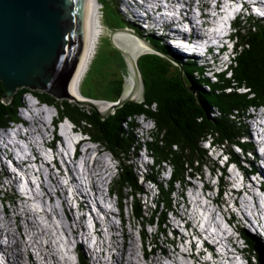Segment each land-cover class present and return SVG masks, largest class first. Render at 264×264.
<instances>
[{"label":"trees","instance_id":"obj_1","mask_svg":"<svg viewBox=\"0 0 264 264\" xmlns=\"http://www.w3.org/2000/svg\"><path fill=\"white\" fill-rule=\"evenodd\" d=\"M113 8L118 18L117 22L126 26L118 8ZM245 23L249 25L242 27V20L236 22L237 35L234 38L238 43L236 50L238 52L236 62L232 65L233 79L230 78L231 76L221 75L220 81L216 83L204 76L198 75L196 78L193 72L200 73L201 67H197L192 62L190 64L184 63L186 82L195 90V93H192L184 85H181L180 81L173 80L166 83L160 81L163 76L167 77V70L164 69L166 68L165 64L160 59L147 60L144 58L140 62V67L144 75L145 100L142 103H125L106 119H101L97 112L92 109L80 107L66 100L58 101L45 91L32 90L27 87L19 88L12 101L5 103L3 100L4 88L0 82V128L12 121L20 120L18 108L22 105L23 95L26 92H31L42 102L55 106L61 118L69 117L89 137L118 159L120 171L118 179L113 185V190L119 194L122 207H131L137 223L147 221L141 201L136 197L142 187L139 184L134 166L130 163L133 155L136 154L137 147L131 129L133 127L131 124L135 121L133 116L144 113L155 122L156 129L151 133L152 139L147 143V146L152 152L156 164H159L158 166L163 163L172 164L174 182H186L188 175L192 174V170L203 171L208 161V155L200 141L207 135L214 136L216 143H221L222 146L227 147L237 161H239V156L233 150L232 144L237 143L245 150L251 147L249 144L240 142V138L245 132L247 133V130L244 128L240 132L236 127L238 123H241V115L249 107L253 105L264 106V23L251 18H246ZM138 33L141 35L140 32ZM146 38L160 50L173 55L177 60H181L179 55L173 54L174 52L169 46L164 43L159 44L157 38L153 36ZM91 61L93 62L92 59ZM92 62L81 81L80 90L84 97L97 99L109 90L104 85L106 74L102 75L103 81L101 83L97 82V90H87L86 87L90 86L91 83L90 77L102 74L93 71ZM155 71L159 73L160 78L159 75L157 77L156 74L152 73ZM156 78L159 83L153 82ZM122 91L123 86L117 92H108L107 97L101 99L112 103L117 102ZM153 102L157 104L155 110L148 105ZM146 105L149 109L145 107ZM236 132L239 133V138L235 137ZM155 169H151L150 178L157 181L158 172ZM170 185L172 189L173 182ZM126 189L132 191L133 200L130 201L132 206L125 203L126 200H129L125 195ZM171 189L167 190L161 186L160 197L168 209L173 207V190ZM6 198L7 200L13 199L10 196ZM160 217L165 218V214L156 211L152 217V222ZM160 227H162L161 224ZM241 233L249 244L247 250L249 258H257V264H261L259 249H264V239L260 241L261 239L253 238L244 229L241 230Z\"/></svg>","mask_w":264,"mask_h":264},{"label":"clouds","instance_id":"obj_2","mask_svg":"<svg viewBox=\"0 0 264 264\" xmlns=\"http://www.w3.org/2000/svg\"><path fill=\"white\" fill-rule=\"evenodd\" d=\"M111 1L112 0H108V2H111ZM137 1H140V2H137ZM187 1H190V0H163V4L159 3L163 8L169 7L171 9H174V11H176L177 9H182L181 16H182V18L185 17L186 21L189 18H191V17H195L196 18V20H194L193 22H190L189 24L187 23V25H188V26L186 25L187 30L184 31L183 34L180 33V32H176L173 28H171L170 29V33H169V34H172V36L170 37L171 38L170 41L165 39V37L163 36V33L160 32V31H162L161 29H163V28H152L153 32L151 34V36H153L155 38L157 36H159L163 40H165V42H163V43L171 48V50L174 52L173 54L180 56L179 58H181V60H177L173 55L170 54L171 58H173L174 62L178 66H180L179 65L180 63H182L181 65H183L184 63L190 64V62L194 63V61H196V58H197V56H196L197 47L187 46L186 45V44H189L190 42H192V39L189 38V35H192L193 33H195V34H199V36H201V37H205L206 36L205 34L203 35V33L200 34L199 33L200 30L197 29V27L199 26V23L201 22V20H200L201 12H202L201 8H199V6L191 7V6H189L187 4ZM120 2H122V6H123L124 10L123 11H119L118 10V11H119L120 15L122 16L125 25L127 26L125 28H129V29L135 30L136 32L138 31L142 35V33H144V29H142L137 24V22H135V20H136L135 12L137 11L136 10L137 7L141 8V9L144 7V5H145L144 2L145 1L144 0H120ZM114 4H115V1H114ZM150 4L156 5V3L154 1L150 2ZM100 5H102V4H100ZM146 5H148V4L146 3ZM237 6H238V4H237ZM221 9H223V8H221ZM212 10H213V8L210 7V13L212 12ZM262 16L263 15L261 14L260 11H256L255 12V18L256 19L260 20ZM99 17H101L100 19H102V17H103L102 13H100ZM229 18L231 19L232 17L229 15ZM100 22L102 23V25L100 24L99 26L100 27L104 26L103 25V19L100 20ZM236 22L237 21H235L234 19L231 20V23L227 21V24H225L224 29L219 31L221 36H224L225 34H227L228 31H230L231 38H234L235 35H236V29H237ZM245 22L246 21H242L243 24ZM217 26L218 25H216V23L211 24V27H217ZM212 29L215 30V28H212ZM213 34L214 33H212V35ZM212 35H208V38L212 37ZM100 37H98V38L100 39ZM144 37L146 38V36H144ZM235 38H234L233 45H230V49H231L230 52H231V55H232V57H231L232 58V62L230 63V68L228 70L224 69V70L221 71V67L223 66L222 62L220 61V59H217L215 56L209 54L207 52V50H204L207 53V55H204L203 50H202V53L198 54V57L203 62H205V60H209V58L213 61L214 67L210 70V72H211L212 75H214V77H215L214 82H216V83H218L220 81V76L221 75L231 76L230 78L233 79L232 65H234L235 62H236L237 52H238V51L236 52L238 43L235 41ZM189 39L191 41H189ZM175 43L181 44V46H179V48H176V47L173 46ZM227 43H230V42H227ZM224 45H226V43H224ZM96 49H97V47H96ZM91 59L92 58L89 59L88 67H89V65L91 63L90 62ZM200 66H202V64H200ZM205 68L206 67H201L200 73H197L196 71L193 72V74L196 76V78L198 77V75L203 76L201 74H205L204 73L205 72ZM177 69H179V67H177ZM183 69H184V72H186V68L183 67ZM84 72L85 73L83 74V76H85L87 71H84ZM185 76H186V73H185ZM80 86H81V82H80V85H79V89H80ZM190 87L193 89V91L195 93L194 88L192 86H190ZM76 90H77V88H76ZM40 91H42V90H40ZM77 91H79V90H77ZM243 91L246 92L245 89H243ZM28 93H31V92H26L23 95L22 105L18 108L20 120L12 121L8 125H5L2 128H0V135H2V136H0V181L2 179L1 175L4 176L3 171H5V170L8 171L9 175H10L9 178L4 176L7 180L10 179V178H13V171H16V174H17V177H18L17 178V183L14 184V183L9 182L8 184H2L0 186V194H1L0 210H2V211L4 210L5 206L9 207L10 205H12L14 199L19 201L20 204H21L22 201H24V202H28V201L32 202L33 201V195H32L33 192L31 190H29L28 188H27V191H23L22 187H21L22 185L18 184V183H21L23 181L22 178H21L22 174L24 176H27V177L29 175H34V176L37 175V177L39 178V175L36 174L33 166H27V165L18 166L17 165V159L22 157V155H24V150L23 149H24V147L27 144H28V146H26L27 149H28L27 154H31L29 152V148H30V145H31V148H32L33 145L31 144L30 139L27 140V138H28L27 130L29 131L30 125L34 126V124H36V123L42 124V122L40 123L38 120H35L33 118L34 116L33 117H30V116L29 117H25L26 120L23 119L24 118L23 115H29V113H30L29 105H26V108L23 107V105H24V97ZM35 97L37 98L38 102L41 104V106L39 104L37 105V112H39L41 115H43V116L45 115L46 116L45 111L42 108V106H47L48 105V106L53 107V109H54L53 117H55L57 120L63 121L64 119H67V120L73 122L69 117L61 118L60 114H59V112H58V110H57V108L55 106L50 105L48 103L42 102L36 95H35ZM81 97L84 98L83 94H82ZM31 98H33V97H31ZM89 99H91V98H89ZM57 100L58 101H62V100L69 101L68 99H57ZM91 100H96V99H91ZM69 102L73 103V104H77L76 102H71V101H69ZM26 104H28L27 101H26ZM148 105H150V107L152 109H154V110L157 108V104L155 102H153L152 104L149 103ZM148 105H146L145 107L149 109ZM78 106H80V105H78ZM80 107H85V106H80ZM85 108H87V107H85ZM48 116H50V115H48ZM132 118L135 121L138 120L139 123L141 125H143V128L140 127L141 129L139 128V129L133 130L131 128L133 130V133L135 134L137 147H136V150H135L136 154L133 155V158L130 160V163L134 166L135 173L137 175V178L139 179V184L142 187V189L138 192V194H136V197L140 201H142V197L148 198L149 195H150V190H151V192L153 191L152 192L151 202L153 201L155 203L157 200H159L158 205H157L158 208H159L158 211L163 212L165 214V217H166V218L160 217L159 219H156L155 222H152V217H153L152 214L154 212L153 206H151V209H149V210H148V208L144 210L145 211V216L147 217V221H142L141 223H138V228L141 231L142 239H143L142 243H140L141 250H140L139 253L143 257V264H144V261L147 260V257L144 256V254H147L150 251H152L151 255L153 256V254L157 253V251L153 250L150 247L149 242H147V233H148V228H149L151 230L149 233L152 234L153 230L151 228H153V227H154V231H156V232L160 231V224H161L162 228L165 230L163 233L166 235V242L164 244V247L163 246H159L162 249L164 255L160 254L159 252H158V254L161 257V260H160L161 262L163 261V258H165V257L168 258V260H165V262H163L161 264H177L178 260H180L181 263L184 264V263H186V259H185L186 257H185L184 254H182V251H180V249L177 248V246H180V245L176 244L174 242V240H178L179 238L181 239V237H182V239L185 238V236L182 235V226L185 223L186 218L189 215L193 214L196 209H198V212L200 211L202 213H205V211L207 209L206 210L203 209L205 207L202 204V201L206 197H208V198L212 197L211 202L213 203L214 208H215L214 209V212H215L214 214L215 215H220L221 214V215H223L225 217L226 215H225V212H224V203H225L226 197L223 196V193L224 194L226 193V195L228 196L227 188L225 186H223L220 182H218V180H214V178H213L214 177L213 176V170L210 167V164L208 163L209 156H208L207 164L205 165L207 167L203 168L202 172L201 171H197V170H192L191 171L192 174L188 175V177L186 179V182H184V183L182 181L174 182V176H173L174 168H173L172 164L163 163L162 165L158 166L159 164L158 165L156 164L154 156H153L152 152L150 151L149 147L147 146V143L149 141H151L150 137L152 138V135H149V133L151 134L156 129L155 122L153 121V119L147 117L146 114H144V113L143 114H137V115L133 116ZM64 122H66V120H64ZM74 125H75V129H74L75 130V138H77L78 141H83V144H84V140L87 139V137H88L87 140L94 141L91 137H89V135L83 129H80L76 123H74ZM15 126L21 127L20 131L22 132L21 133V137H20V139L18 141L20 143V146H18L19 147V154L17 156L18 158L11 157L8 153H6L4 151V148L7 145L10 144L6 139L8 138V135L11 134V129L13 127H15ZM59 126H60L59 122L56 121V122H54V128H56L57 131L52 127V130L54 131V133H52L53 140H52L51 143H48L51 146V153H48L46 151L40 150L37 153V158H39V156H42V154H43V157H45V158H46V156H51L52 160H51V162L50 161L47 162L48 165L51 164V163H54L53 160L55 159L58 163L61 164L62 168H64L65 171H70L72 168H74L73 170H76L77 172L80 173V177H76V174H74V177L72 178L74 182L73 183L70 182V187L74 190L78 201L82 204V200H86V202H87V200H89L91 198L94 201L98 202V198L91 191H87L84 197L80 196L76 192L74 186L78 187V184L76 182L77 178H80L83 181L84 185L89 187V189L91 190L90 186L87 185L89 183L84 181V177L81 174V170L83 169V166H84V165H81V162L82 163H86L88 165H91V163H93V160L90 159V157H86V158H83V159L80 158V160H78L77 162L72 163L74 161V159H72V157L74 155V151L73 150H75V154L77 156H79V155L83 154L84 150L86 149V148L80 149L83 145L80 146V143H78V142L74 144L72 140H69L70 148L73 149V150H71L70 159H67V157H66V160L63 159L61 157V154H64V151L60 152L58 150V147L61 149V146H62V144L60 143L61 142V134H60L61 131H60V127ZM52 130H51V132H52ZM140 132H142V134H143L142 137L140 136ZM68 133H69V131H68ZM55 138H56V141L54 142V145H55V143H56V145H55V147H53L51 144L53 143ZM77 139H75V142L77 141ZM58 141H60V142H58ZM200 142H201V145L204 147V149L208 148L209 145H213L214 148H216L217 146L220 147V148L224 147V146L222 147L221 143H216L215 142V137L212 136V135H207L205 138H202ZM95 143H97V142H95ZM97 144L99 146H94V147H97L101 152L102 151H106V152L111 153L110 151H107L105 148H104V150H101L100 146H102V145H100L99 143H97ZM88 150L90 151V148H88ZM206 153H207V151H206ZM83 155H85V154H83ZM83 155H81V156H83ZM65 156L66 155L64 154V158H65ZM107 159H108V161L111 164L112 169H113L112 170V178H111V180L109 182V187H110L112 195L116 196L118 198V202L120 203L119 194L116 193L113 190V185H114L115 181L118 179V176H119L120 164H119L118 159L113 154L110 155V156H107ZM136 160H137V163H136V166H135L134 162ZM39 161L41 162L40 158H39ZM139 163H142V165H139ZM153 168L154 169L156 168L155 171L158 172L157 181H155L152 178H150L151 177V169H153ZM138 169L140 170L139 173H138ZM205 169L211 170V174H210L209 178L206 179V180H203L202 181L203 183L202 182L193 183L192 180L196 179L197 177L202 176ZM68 173L71 174V172H68ZM144 175H146L148 177V180H146L145 182L142 181ZM38 178H37V180H38ZM37 180L35 182H33V181L32 182L37 184ZM29 181H31V180L26 179L25 182H29ZM149 181L153 182L157 186L155 188V190L150 187ZM221 181L223 182L222 179H221ZM171 182H173V188L172 189L170 187L171 186L170 185ZM25 185L27 187L28 183H26ZM144 186H145V188H144ZM161 186L165 187L167 190L168 189L169 190L170 189L173 190L172 191V195L176 193L175 199L178 198V199L182 200V198H185V197L189 199L193 195V192H194L199 197L201 202L198 203V204L196 202H193L194 205L189 203L188 204L189 207L186 208V214H185V217L183 218V221H182V212L180 214L179 213L174 214L173 212L177 211V210H174V206L172 207V209H168L165 206V204L162 202V198L160 197L161 196ZM192 187L194 188L193 190H191ZM216 189H218L219 192H217ZM36 190H34V192ZM129 191L130 192L126 194V198L129 199V200H126L125 203L127 205L132 206V203L130 201L133 200V196L131 194L132 193L131 189ZM157 191H158V194H157ZM89 192H91V193H89ZM8 194L12 195L13 199L7 200L6 197H7ZM15 194H16V196H14ZM205 194L207 196H205ZM91 196H95V197H91ZM145 204H146V206L150 205L148 203H145ZM88 206H89V211H90L91 215L94 217V219H96L97 222L100 221L99 219H97L95 217V215H94V213L92 211V210H95V209L92 208V205L88 204ZM176 206L181 208L182 205L176 204ZM199 206H201V207H199ZM126 207H128V206H126ZM126 207H124V206L122 207V205L120 203L121 213H123L124 216H125V217H123V221H124V224L127 225L129 223L128 218H127L128 215H129L128 211H130V215L132 216L134 221H135V216H134V213L131 210V207L130 208L128 207V211L126 210ZM67 208H69V207H67ZM148 212L150 213L149 217L147 216ZM63 214H64V220L67 223L68 218L66 216L65 209H64ZM171 218L172 219L178 218L179 222H177L175 225L171 224ZM90 222H92V220H90ZM233 222L235 223V225L239 226L238 234L245 241V247L243 248V253L248 257L247 258L248 264H257L258 261L255 260L254 257L251 258V259L249 258V255H248V252H247V250L249 249V244H248L247 240L245 239V237L242 235L241 230L244 229L247 232H249L250 234H251V232L248 231L247 229H245L243 226H241V221H239V217H235ZM100 223H101V226L105 225V221L104 222L100 221ZM181 223H183V224H181ZM183 228H185L186 232L187 233L189 232V234L191 235V233H190L191 227L190 226H188V225L186 227L183 226ZM97 230H98V228H97ZM146 231H147V233H146ZM160 232H162V231H160ZM171 233L174 234L175 236L171 235ZM251 235L253 236V238H255V236L253 234H251ZM77 236H79V232H77L75 234V237H77ZM235 239H236V236H235ZM44 241H45V239H44ZM236 241H239V240L236 239ZM7 242L9 244V241L7 240V238L5 236L0 237V248L2 246H4V245H2L4 243H6V245H7ZM183 242H184V240H182L181 244H185ZM85 243H87V242L84 241L81 237L75 238V239H71V246L69 247V253H70L69 260L72 262V264H95L93 262V260H92V258L94 257L93 256L94 248L91 247L90 245H89V247H87V244L85 246ZM6 247H8V245ZM259 251H260L261 255H264V249H259ZM0 254H3V256L6 258V256L4 255V248H3L2 251H0ZM39 258H40L39 254H35V259L33 257V259H34L33 262L34 263H38V264L41 263ZM0 260H2V258H0ZM7 260H8V258H6V260L3 261V264H7ZM160 261H158V263Z\"/></svg>","mask_w":264,"mask_h":264},{"label":"bare ground","instance_id":"obj_3","mask_svg":"<svg viewBox=\"0 0 264 264\" xmlns=\"http://www.w3.org/2000/svg\"><path fill=\"white\" fill-rule=\"evenodd\" d=\"M96 1L97 0H87L86 22L89 20L90 24L87 32V40L85 45V51L83 53L82 63L80 65V69L77 73L75 81L78 80L79 78L80 80L83 78L82 75L84 68L89 62L90 57L94 54V50L97 41L99 39L98 37L100 32H97L96 35L95 28L96 26L98 27L97 25L98 23L99 25L101 24L100 22L101 19L98 16L99 7ZM189 38L190 39L194 38L198 40L199 34L193 33L192 35H189ZM123 42L125 44L126 42L128 43V45L132 48V49L130 48L131 50L130 49L129 50L132 52L134 50L135 51L140 50V47H138V44L136 42L129 41L127 39H124ZM203 52L204 55H207V53L204 50ZM206 61L210 63L209 60H205V62ZM129 84L131 87L132 81L130 82L128 81V85ZM73 92L75 95H77V99H80V97L82 96V94L80 93V89L79 91H77L76 88L73 86ZM70 101L77 103L78 100L77 101L70 100ZM29 102H34V101L30 99ZM32 108L37 109V105L33 103V105L30 106V109ZM31 114H33L31 117L34 116L33 118L35 120H38L40 123L47 118V116L45 118L39 112L29 113V115ZM23 116L24 118L27 117V115H23ZM44 125L46 124L44 123ZM244 128L247 130L246 134H248V129L246 128V126H244ZM20 129L21 127H18V129L13 127L11 129V132L12 131L15 132V130H18V132L15 134L8 135V138L6 140L10 144L4 148V151L6 153L8 154L10 153L9 154L10 156L16 155V158H18L17 156L19 154V147L16 146V151H12V152L10 151L9 148L13 147V144L11 143L16 144L19 141L22 133ZM30 130L31 133L41 131L38 135L39 140H36L27 130V134H28L27 140L30 139L31 144L34 146L33 148H29V152L31 154H27L26 156L24 154L22 155V157L17 159V165L33 166L36 174L39 175V178L37 180V185H35L32 181H29L27 188L33 192L32 193L33 200L39 201L41 207L39 203L38 206L36 205L30 206L29 201L28 202L22 201L20 204L19 201L15 200L14 206L12 205L13 206L12 209L8 207H4L3 211L0 210V213H2L0 214V237L5 236L9 241L8 247L6 246L4 247V255L6 256V258H8L7 264H25L26 261L34 260L35 254H39L40 256L39 258V260L41 261L40 264H71L68 259L69 255L67 254L69 253L68 247L66 248L62 247V249L66 252L64 253L62 252L61 254V251L56 248V244L61 242V244L65 245V243L57 239L52 240L53 238H55V235L52 232H50L49 228L39 220V217L41 215H44L48 219V223L55 225L54 220L56 221L62 239L66 238L67 243L71 239L81 237L91 247H93L94 248L93 254H95V258L93 262L95 264H143V257L138 252L139 239H136L134 234V228L136 226L131 225L130 230L131 228H133V230L128 231L125 227V224L123 223L118 224V219L114 216L115 214H113L115 211L119 212V209H117V202L113 200V195L109 187V182L112 178L113 169L107 159V155H104L99 149L92 150V153L95 151L98 153V157H95L93 159V163H91V165H88L86 163L81 162V165H84L83 169L81 170V174L84 177V181L89 183L87 185L90 186L91 188L90 191L98 198L99 202L102 205L100 210L102 212V215L104 216L105 225L101 226L100 221L97 222V220L94 219V217L91 215L86 200H82V204L78 201L74 190L70 187L69 177L64 176L65 169L62 168L61 164L57 163L59 172H56L53 169H49V170L46 168L43 169V165L39 161V158H37V154H35L34 152L32 153V151L34 150L40 151L48 147V144L47 143L45 144L44 142L46 141V139H49V131L51 130V127L50 128L46 127V130H44L43 125L35 124L34 126L33 125L30 126ZM43 130H44V134L42 133ZM52 133H54V131H52ZM61 137L66 139L67 149H69L70 148L69 140H72L70 133H67L65 135L63 134L61 135ZM60 143L62 144V142ZM64 154L66 155L65 158L64 155L61 154V157L63 159L66 160V157L67 159H70L71 151L67 150L65 151ZM88 155L89 154L87 153V156ZM45 170L46 172L48 171V173H46ZM3 174L7 178L10 177L9 172L6 170L3 171ZM66 174L69 176L71 175L70 173L67 172ZM60 175L62 178L63 176L65 177V181H66L65 185L61 183L60 181L61 178L59 179ZM17 178L18 177L16 171H13V178L8 179V181L15 184L17 183ZM50 181L54 184V186L49 184ZM73 182L74 181L72 179V183ZM193 189L194 188L192 187L191 190ZM34 190L36 191L34 192ZM42 191L45 193L43 196H42ZM64 193H66L68 197H64L63 196ZM7 196L13 197L12 195L9 194ZM14 196H16V194ZM205 196L207 195L205 194ZM45 198L48 199L49 203L46 202ZM56 199L60 201L58 204L60 205V207L63 208L62 211L56 205ZM209 199L212 200V197H210ZM193 202H196L197 204L201 202L199 197H197L194 192L189 199L185 197L183 205L182 203H179V205L182 206L181 208H178L179 210L177 209V212L176 211L175 212L180 214L181 212L184 211V213H182V219H183L186 214V208L189 207L188 204L189 203L193 204ZM47 206L49 207V209L47 208ZM207 206L208 204L203 209L206 210ZM112 208H114L115 211L112 210ZM64 209L66 212V216L68 218L67 223L64 220V214H63ZM214 209L215 208H213L212 206L211 208H209L211 212L210 215L212 217L213 222L217 223L216 219L213 218V214L215 213ZM50 210L52 211L53 214L56 215L57 220L55 219L54 215H53L54 220L52 219ZM73 212H76V214L78 215H74ZM20 214L22 216H20ZM90 220H92V222H90ZM20 221H24L25 223L29 224L28 229L30 231L27 228H25L23 225H20ZM177 222H179L178 218H174V219L171 218V224L175 225ZM18 224H19V228L16 229L15 226ZM77 232H79V236L75 237V234ZM62 233H64L65 237L63 236ZM182 235L183 236L190 235L189 232L188 233L186 232V229L183 228V226H182ZM44 236H47V239L45 241H43L42 238ZM139 236H140L139 237L140 243H142L141 235ZM226 242L227 244H231L235 246V244H237L238 241H236L234 237L229 236ZM33 250H35L34 251L35 253L33 252ZM160 252L162 255H164L162 250ZM160 260L161 257L157 253L153 254L152 259H150L151 263L155 261L158 262ZM177 264H182V263L180 260H178Z\"/></svg>","mask_w":264,"mask_h":264},{"label":"water","instance_id":"obj_4","mask_svg":"<svg viewBox=\"0 0 264 264\" xmlns=\"http://www.w3.org/2000/svg\"><path fill=\"white\" fill-rule=\"evenodd\" d=\"M86 17L87 0H0V82L5 103L12 101L19 88L27 87L43 90L57 99L78 100V105L106 119L125 103L145 100L140 67L144 58L160 59L165 64L167 77L160 81H180L194 93L185 80L183 66H178L170 55L135 30L117 28L110 41L125 59L128 74L119 101L77 99L73 86L79 90L82 80L75 81L87 40ZM124 39L136 42L140 50L130 51L132 48ZM84 71H88V63ZM155 72L152 73L158 77ZM128 81H132L131 87ZM260 263L264 264V255L260 256Z\"/></svg>","mask_w":264,"mask_h":264},{"label":"rangeland","instance_id":"obj_5","mask_svg":"<svg viewBox=\"0 0 264 264\" xmlns=\"http://www.w3.org/2000/svg\"><path fill=\"white\" fill-rule=\"evenodd\" d=\"M114 1H115V4H114ZM153 0H145V2L144 3H147L148 5H150V7L148 8V15L149 16H151L152 17V20H151V25H150V28H163L164 26H167V28L170 30V25L168 24V20H166L164 17H162L161 15H159L158 13H157V8H158V6H155V5H153V4H150V2H152ZM206 0H190L189 2L187 1V4L189 5V6H191V7H195V6H199L200 8H202V9H204L205 10V12H206V14H207V19H208V21L209 22H211V19H210V6H209V4L207 3V1L205 2ZM96 3H97V5H98V7H99V3H101L102 4V6H100V9H102V11H99L98 10V16L100 15V12H102V19H103V25L104 26H102V27H100L99 26V23L97 24L98 25V27L96 26V28H95V30H96V35H97V32H100L99 33V37H100V39H98V41H97V44H96V47H98L97 48V51H96V47H95V50H94V56L92 55L90 58H92V60H93V62H92V66L91 67H93V71L94 72H99V73H102V74H100V75H93V76H91L90 77V80H91V83H90V86H87L86 88H87V90L88 91H94V90H97V82H102L103 81V79H102V75L103 74H106V76H105V82H104V85L106 86H104L105 88H107L109 91V93L110 92H117L118 90H120L121 89V87L123 86V88H124V84H126L125 83V78H126V76L128 75L127 74V71H126V68H125V66H127V64H126V61H125V59L122 57V55L120 54V52L113 46V43L110 41V37L112 36V34H113V29L112 28H110L109 27V25L108 24H110V25H115L116 27H121V28H125L126 26H123L120 22H118L117 23V21H118V18H117V16H116V14H115V9L113 8V7H117L118 8V10L119 11H123L124 10V8H123V6H122V2H120V0H112L111 2H108V0H98V1H96ZM116 5V6H115ZM229 9H231L230 7L229 8H223L222 10H221V14H220V16L215 20V21H213V23H216V22H218V24H219V31H221V30H223L224 29V27H225V24L227 23V20L229 19ZM137 10V9H136ZM159 10L160 11H158V12H161V13H163V14H165L166 15V12H165V10L163 9V8H161V7H159ZM156 13H157V15H156ZM147 14L145 13V14H141V17L142 18H140V19H138L137 20V22H138V24L140 25H142L143 24V18H146L147 17ZM158 17V18H157ZM100 18V17H99ZM101 19V20H102ZM192 19V20H191ZM194 20H196V18L195 17H191V18H189L188 20H187V23L189 24L190 22H193ZM212 23V24H213ZM89 24L90 23H88L87 24V29H89ZM101 25H102V23H101ZM125 25V24H124ZM249 24L247 23H244V24H242V27L243 26H248ZM149 27V26H148ZM148 27H146V29H144L145 31H148ZM213 30V29H212ZM217 31V30H216ZM201 34V33H200ZM95 35V36H96ZM158 35V34H157ZM236 35H237V29H236ZM235 35V36H236ZM194 36V35H193ZM158 40H159V44H161V43H163V42H165V40H161V37H159V36H157L156 37ZM176 38V37H175ZM165 39H167V40H171V38L170 37H165ZM177 39V38H176ZM212 39V37H210V38H208V34H206V36L205 37H201V36H199V38H198V40H196V39H192V42H190L189 44H186L187 46H194V47H198L200 44H203V43H205V42H208V41H210ZM198 41V42H196V41ZM200 41V42H199ZM98 42H100V43H98ZM174 47H176V48H179V46H181V44H178V43H175L174 45H173ZM99 55V56H98ZM98 56V57H97ZM96 57H97V59H96ZM95 59H96V61H95ZM142 61V60H141ZM93 63H94V66H93ZM84 77V76H83ZM186 77V76H185ZM153 82L154 83H159V80L156 78L155 80H153ZM117 83V84H116ZM43 91V90H42ZM108 92H104L102 95H101V97H98L97 99H101V98H105V97H107V93ZM80 93H81V91H80ZM31 97H33V98H31ZM30 99H32V101H34V102H29V100ZM80 99H82L81 97H80ZM96 99V100H97ZM102 100V99H101ZM109 100H114V99H109ZM26 101L27 102H29L28 104H26ZM33 103H35L36 105H40L41 106V104L38 102V100H37V98L35 97V95L33 94V93H28V94H26L25 95V97H24V105H23V107H25L26 108V105H29V107L30 106H32L33 105ZM150 104H152V103H150ZM42 108L44 109V111H45V114H46V116H47V118H46V116L44 115V117L46 118V119H44V121H42V124H38V123H36V124H38V125H43V128H44V130H46V127H51V130H52V127L54 128V122H56V121H58L59 122V124H60V131H61V135H65V134H67L68 133V131H69V133H70V136H71V138H72V141H73V143L75 144V143H80V146H82L83 145V141H78V139L77 138H75V125H74V123L73 122H71V121H69V120H67V119H64V120H66V122H64V120L63 121H59V120H57L55 117H53V115H54V109H53V107H51V106H42ZM37 112V109H30V113H36ZM33 114H31V115H27V117L28 116H32ZM48 115H50V116H48ZM23 119H25V118H23ZM26 120V119H25ZM44 123L46 124V125H44ZM35 125V124H34ZM131 125H133V127H132V129L133 130H135V129H139L140 127H142L143 128V125H141L140 123H139V121L138 120H136V121H133L132 122V124ZM31 126V125H30ZM244 126H246V128L248 129V127H247V125L245 124H242V123H238L237 124V127H236V129H238L240 132H242L243 130H244ZM18 127L19 126H15L14 128H16V129H18ZM55 130H56V128H54ZM141 129V128H140ZM44 130H43V134H44ZM51 130L49 131V139H46V141L44 142L45 144L47 143H51L52 142V140H53V135H52V132H51ZM29 131H30V129H29ZM53 131V130H52ZM57 131V130H56ZM18 132V130H15V132H11V134H15V133H17ZM41 132V131H40ZM40 132H32L31 133V131H30V133H31V135L36 139V140H39V133ZM63 132V133H62ZM134 134V133H133ZM248 134H249V130H248ZM28 135V134H27ZM149 135H151L150 133H149ZM0 136H2V135H0ZM134 136H135V134H134ZM140 136L142 137L143 136V134H142V132H140ZM235 137L236 138H239V133L238 132H236V134H235ZM61 139H62V145L63 146H61V149L58 147V150L61 152V151H64V153H65V151H71V150H73L72 148H69V149H67V144H66V139H64V138H62L61 137ZM75 139H77V141L75 142ZM87 139H88V137H87ZM87 139H85L84 140V145L80 148V149H84V148H86L84 151V153L83 154H85V155H83V154H81V155H83V156H81V155H79V156H77L76 154H75V150H73L74 151V155H73V157H72V159H74V161L72 162V163H74V162H77L78 160H80V158H86V157H90V159H94L95 157H98V154H97V152L95 151V152H93L92 153V150H98V148L96 147V149H94L95 147L94 146H99L97 143H95L94 141H91V140H87ZM150 139H152L151 137H150ZM48 141V142H47ZM56 141V138L54 139V141H53V143L51 144L53 147H55V145H56V143H55V145H54V142ZM38 142V141H37ZM11 144H13V147L11 148H9L10 149V151L12 152V151H16V146H20V143L19 142H17L16 144L15 143H11ZM42 144V143H41ZM77 145V144H76ZM24 146V145H23ZM26 146H28V144L26 145ZM24 147V154H25V156L27 155V151H28V149H27V147ZM34 146V145H33ZM33 146H32V148H33ZM88 146V147H87ZM101 148V150H104V147H102V146H100ZM30 148H31V145H30ZM88 148H90V151L88 150ZM176 149V148H175ZM42 150H44V151H46V152H48V153H51V146L48 144V147L47 148H44V149H42ZM207 151H208V155L210 156H213V158H214V160L215 161H218V163H219V165L220 166H222L223 165V161L221 160V158H220V155L223 153V150H222V148H220V147H216L215 149H211V150H208V149H206ZM32 151V150H31ZM89 151V152H88ZM235 151L236 152H238L239 153V149L237 148V149H235ZM35 153V154H37L38 153V151L37 150H34V151H32V153ZM87 153L89 154L88 156H87ZM102 153H104V155H107V156H110V155H112L111 153H109V152H106V151H102ZM10 154V153H9ZM64 155V154H63ZM81 156V157H80ZM11 157H15L16 158V155H12ZM39 158L41 159V163H42V165H43V169H53L54 171H56V172H59V169H58V162L54 159L53 160V162L54 163H51V164H49L48 165V161H50L51 162V160H52V158H51V156H46V158L45 157H43V154H42V156H39ZM78 158V159H77ZM42 159H44V160H42ZM240 159L242 160V161H244V158H242V157H240ZM76 160V161H75ZM49 162V163H50ZM45 163V164H44ZM71 163V164H72ZM112 163V162H111ZM136 163H137V160L134 162V164H135V166H136ZM46 164H47V166H46ZM113 164V163H112ZM245 164L247 165L248 164V162H245ZM139 165H142V163H139ZM46 166V167H45ZM64 169V168H63ZM74 168H72L71 170H70V172H71V174H72V177H74V174H76V177H80V173L79 172H76L75 170H73ZM45 172H46V170H45ZM66 172L68 173L69 171H65V175L64 176H66L67 177V174H66ZM140 172V170L138 169V173ZM46 173H48V171L46 172ZM210 174H211V170H208V169H205L204 170V173H203V175L202 176H200V177H197L196 179H194V180H192V182L193 183H197V182H202L203 180H206V179H208L209 178V176H210ZM219 175H220V173H218ZM63 176V178L61 177V175H60V177H59V179H60V181H61V183L62 184H66L65 182V177ZM46 177V176H45ZM1 181H0V186L2 185V184H8L9 183V181L3 176V175H1ZM21 178H22V182L21 183H18V184H21L22 186V190L23 191H27V187H26V183H29V182H25L26 181V179H29V180H31V181H33V182H35L36 180H37V175L36 176H34V175H29L28 177L27 176H24L23 174H22V176H21ZM63 179V180H62ZM49 182V181H48ZM228 182L229 183H231V182H233V179L232 178H230L229 180H228ZM203 183V182H202ZM35 184V183H34ZM49 184H51V185H53L54 186V184L50 181V183ZM35 185H37V184H35ZM144 188H145V186H144ZM229 189H231L230 187H228ZM130 189H126L125 190V195L127 194V193H129L130 191H129ZM60 191V190H59ZM45 193L42 191V196L44 195ZM61 195H63V194H61ZM64 197H68V195H66V193H64V195H63ZM175 196H176V193L175 194H173L172 195V205L174 206V210H177L179 207H177L176 206V204H179V203H182V205H183V203H184V199L185 198H182V200L181 199H175ZM197 196V195H196ZM11 197V196H10ZM198 197V196H197ZM151 198H152V192H151V190H150V195H149V197L148 198H144V197H142V201H141V204H142V206H143V209L145 210V209H147L148 208V210L149 209H151V206H155V203L152 201L151 202ZM46 199V198H45ZM113 200H115L116 202H117V209H119V212L118 211H115L113 214H115L114 216L118 219V224H124V222H123V220H122V218H121V215H120V208H119V206H118V198L116 197V196H113ZM14 201H15V199L13 200V203H12V205L14 206ZM46 202H48V199H46ZM60 201L58 200V199H56V205L60 208V210L62 211V207H60V205L58 204ZM38 203L40 204V202L39 201H35V200H33L32 202H29V205L30 206H33V205H36V206H38ZM49 203V202H48ZM51 203V202H50ZM145 203H148V204H150L149 206H146V204ZM154 203V204H153ZM12 205H10L8 208H10V209H12ZM6 207V206H5ZM40 207H41V204H40ZM213 208H214V206H212ZM47 208L49 209V207L47 206ZM41 209V208H40ZM126 210L128 211V207H126ZM179 210V209H178ZM19 212V211H18ZM50 212H51V217H52V219L54 220V217H53V215L55 216V219L57 220V217H56V215L55 214H53L52 213V211L50 210ZM177 212V211H176ZM175 211L173 212L174 214H177ZM74 213V215H78V214H76V212H73ZM171 213V212H170ZM182 213H184V211L182 212ZM0 214H2V213H0ZM128 217L127 218H129L128 220H129V223L126 225L125 224V227H126V229L128 230V231H132L133 230V228H131V230H130V227H131V225H133V226H136L135 228H134V234H135V238L136 239H139L138 240V252H140V238H139V235H141V238H142V234H141V231H140V229L138 228V223L136 222V221H134L133 220V218H132V216L130 215V211H128ZM20 216H22L21 214H20ZM147 216L149 217L150 216V213L148 212L147 213ZM39 220L44 224V225H46L48 228H49V231L50 232H52L54 235H55V238H53L52 240H54V239H57V240H61V241H63L64 243H65V245H63V244H61V242L60 243H58V244H56V248L58 249V250H60L61 251V254H62V252L64 253V252H66V251H64L63 249H62V247L63 248H66V247H68V249H69V247L71 246V240L67 243V241H66V238H63L62 239V237H61V234H60V231H59V228H58V225H57V223H56V221L54 220V222H55V225H53V224H51V223H48V219L44 216V215H41L40 217H39ZM131 221V222H130ZM182 221H183V219H182ZM59 224V223H58ZM137 224V225H136ZM20 225H23L25 228H27L28 229V226H29V224H27V223H25L24 221H20ZM130 225V226H129ZM15 228L17 229V228H19V224L18 225H16L15 226ZM61 228V227H60ZM152 230H153V232H152V234H150L149 232L151 231L149 228H148V233H147V231H146V233H147V242H149V245H150V247L153 249V250H155V251H157V254H158V252L161 254V248L159 247V246H163L164 247V244H165V242H166V235L163 233L165 230L162 228V227H160V231H162V232H160V231H154V227L153 228H151ZM29 230V229H28ZM62 230V229H61ZM30 231V230H29ZM49 232V233H50ZM62 232V231H61ZM137 232V233H136ZM160 232V233H159ZM63 234V236L65 237V235H64V233H62ZM171 235H173V236H175L174 234H172L171 233ZM43 238V241H44V239L46 240L47 239V236H44V237H42ZM72 238V237H71ZM70 238V239H71ZM131 240V239H130ZM143 240V239H142ZM182 240H184V242L183 243H185V244H181L182 243ZM151 242V243H150ZM174 242L176 243V244H178V245H180V246H186V245H188V242H189V239H186V238H183L182 239V237H181V239L179 238L178 240H174ZM153 243V244H152ZM238 243V242H237ZM155 244V245H154ZM35 250H33V252H34ZM35 253V252H34ZM68 255H70V253H67ZM140 254V253H139ZM93 258H92V260H94V258H95V254H93ZM68 259H69V256H68ZM255 260H257V258H255ZM70 261V260H69ZM0 262H2V260H0ZM74 262V261H73ZM70 263L72 264V262L70 261ZM25 264H34L33 263V260L32 261H26L25 262ZM35 264H38V263H35ZM40 264V263H39Z\"/></svg>","mask_w":264,"mask_h":264},{"label":"flooded vegetation","instance_id":"obj_6","mask_svg":"<svg viewBox=\"0 0 264 264\" xmlns=\"http://www.w3.org/2000/svg\"><path fill=\"white\" fill-rule=\"evenodd\" d=\"M108 25H109V27L112 28L113 30H115V29H117V28H121V27H116L115 25H110V24H108ZM112 210L115 211L114 208H112ZM106 229H107V228H106ZM139 237H140V236H139Z\"/></svg>","mask_w":264,"mask_h":264}]
</instances>
